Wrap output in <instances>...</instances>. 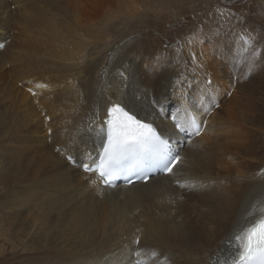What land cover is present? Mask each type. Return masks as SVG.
<instances>
[{
    "label": "bare ground",
    "instance_id": "obj_1",
    "mask_svg": "<svg viewBox=\"0 0 264 264\" xmlns=\"http://www.w3.org/2000/svg\"><path fill=\"white\" fill-rule=\"evenodd\" d=\"M146 11L135 0H0V254L227 264L264 224V42L241 40L236 24L177 52L149 49L144 32L109 42ZM114 102L176 143L171 174L109 188L82 169ZM186 109L199 129L181 145Z\"/></svg>",
    "mask_w": 264,
    "mask_h": 264
},
{
    "label": "rangeland",
    "instance_id": "obj_2",
    "mask_svg": "<svg viewBox=\"0 0 264 264\" xmlns=\"http://www.w3.org/2000/svg\"><path fill=\"white\" fill-rule=\"evenodd\" d=\"M135 5L142 10L147 9V13L132 19L133 23H127L123 19V22L116 26L115 35L108 37L109 42H114L115 37H117L116 42H119L120 35L126 34V31L128 34L132 31L133 33L144 32L145 37L149 39L147 41L149 49L160 51L167 48L177 52L185 44L194 40L201 31L226 33L232 30L235 24L238 30L235 28L233 32L238 34L241 40L251 36L254 38L252 43L257 48L264 42V29L254 28V24L264 27V0H135ZM153 5L160 7H153ZM229 12L235 17L230 16ZM162 14H167L168 18L163 19L160 16ZM203 24H205L204 29H202ZM153 25L165 29L160 31ZM106 31H109L108 27ZM135 38L139 37L135 36ZM104 49L106 44L98 53L102 54ZM0 264H31V251H3L0 254Z\"/></svg>",
    "mask_w": 264,
    "mask_h": 264
}]
</instances>
